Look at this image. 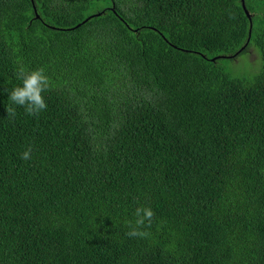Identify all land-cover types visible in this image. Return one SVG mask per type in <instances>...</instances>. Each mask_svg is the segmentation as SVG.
I'll use <instances>...</instances> for the list:
<instances>
[{"label": "trees", "instance_id": "1", "mask_svg": "<svg viewBox=\"0 0 264 264\" xmlns=\"http://www.w3.org/2000/svg\"><path fill=\"white\" fill-rule=\"evenodd\" d=\"M245 5L0 0V264H264V0ZM250 52L257 73L224 69ZM39 68L31 116L8 96Z\"/></svg>", "mask_w": 264, "mask_h": 264}, {"label": "clouds", "instance_id": "2", "mask_svg": "<svg viewBox=\"0 0 264 264\" xmlns=\"http://www.w3.org/2000/svg\"><path fill=\"white\" fill-rule=\"evenodd\" d=\"M245 13L248 17H252L248 9L245 10ZM250 38L251 35L249 30V39ZM244 47L242 48L244 49ZM19 78L22 81L21 85L13 88L9 92L8 99L13 105L22 107L26 114L38 116L42 111L47 109V102L44 93L50 87V79L43 68L27 72L21 70ZM6 110L8 116H15L16 113L14 107H8ZM31 152L32 149L29 147L22 153L21 159L25 161L30 160ZM134 215L136 217L135 223L133 225L132 222H129V231L126 235L130 238H144L149 235L144 229L151 227L155 212L150 206H138L135 209Z\"/></svg>", "mask_w": 264, "mask_h": 264}, {"label": "rangeland", "instance_id": "3", "mask_svg": "<svg viewBox=\"0 0 264 264\" xmlns=\"http://www.w3.org/2000/svg\"><path fill=\"white\" fill-rule=\"evenodd\" d=\"M258 55L250 52L243 53L236 59H228L223 62L224 69L233 76H238L243 73H257L260 68V63H254L253 61Z\"/></svg>", "mask_w": 264, "mask_h": 264}, {"label": "water", "instance_id": "4", "mask_svg": "<svg viewBox=\"0 0 264 264\" xmlns=\"http://www.w3.org/2000/svg\"><path fill=\"white\" fill-rule=\"evenodd\" d=\"M242 4H243L244 9L246 10L245 0H242ZM97 15H100V13H98ZM90 18H91V17H90ZM250 35H251V28H250ZM249 40H250V39H249ZM249 40H248V42H249ZM242 49H243V48H242ZM242 49H240L237 53H235V55L238 54V53H240V52L242 51Z\"/></svg>", "mask_w": 264, "mask_h": 264}]
</instances>
